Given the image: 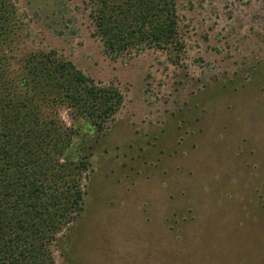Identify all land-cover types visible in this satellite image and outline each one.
<instances>
[{"label":"rangeland","instance_id":"rangeland-1","mask_svg":"<svg viewBox=\"0 0 264 264\" xmlns=\"http://www.w3.org/2000/svg\"><path fill=\"white\" fill-rule=\"evenodd\" d=\"M16 70L53 52L122 103L102 130L53 111L74 133L83 210L48 245L53 264H264V0H175L181 45L106 52L97 0H7ZM54 115V114H53ZM71 181V182H70Z\"/></svg>","mask_w":264,"mask_h":264},{"label":"trees","instance_id":"trees-1","mask_svg":"<svg viewBox=\"0 0 264 264\" xmlns=\"http://www.w3.org/2000/svg\"><path fill=\"white\" fill-rule=\"evenodd\" d=\"M6 2L0 0V46L10 42ZM97 6L91 17L109 54L143 41L163 49L181 45L175 0H97ZM57 101H65L72 118L88 130H102L122 96L53 52L31 53L16 70L0 54V264H53L47 245L73 220L57 215L58 205L68 213L83 210L80 181L89 162L81 158L69 183L61 153L77 134L56 111L44 115Z\"/></svg>","mask_w":264,"mask_h":264}]
</instances>
